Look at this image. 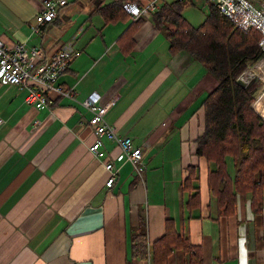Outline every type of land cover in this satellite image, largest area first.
<instances>
[{
    "label": "crops",
    "instance_id": "1",
    "mask_svg": "<svg viewBox=\"0 0 264 264\" xmlns=\"http://www.w3.org/2000/svg\"><path fill=\"white\" fill-rule=\"evenodd\" d=\"M43 1L0 0V37L8 44L52 54L71 41L76 52L45 108L25 101L27 86L0 82V264H156L154 247L168 220L198 246L201 264H264V208L254 211L239 194L236 214L218 216L208 164L196 152L204 98L217 80L189 52L171 53L155 13L105 22L98 7L110 0H69L33 33ZM183 2L184 9L208 4ZM92 92L101 104L114 102L107 120L142 147L141 173L118 157L112 139L103 137L102 154L91 150L92 112L82 100ZM110 159L119 168L112 185ZM190 164L201 168L198 207L184 190ZM144 229L146 245H135ZM181 245L165 264H190Z\"/></svg>",
    "mask_w": 264,
    "mask_h": 264
},
{
    "label": "trees",
    "instance_id": "2",
    "mask_svg": "<svg viewBox=\"0 0 264 264\" xmlns=\"http://www.w3.org/2000/svg\"><path fill=\"white\" fill-rule=\"evenodd\" d=\"M127 0H110L98 7L105 22L126 16L123 3ZM141 1V0H137ZM205 19L193 25L184 14L183 0L166 1L153 15L157 26L169 41L172 54L187 51L200 61L218 84L204 98V130L197 139V154L208 164V187L215 201L218 216L234 215L238 210V195L251 198L254 211L264 208V87L259 92L256 108L254 93L238 82L250 64L264 55L262 38L257 29L244 30L235 26L212 2ZM137 18V21L142 20ZM131 23L129 29L133 26ZM128 29V30H129ZM123 35V34H122ZM124 32V39L126 37ZM129 43L133 44V40ZM122 49L128 51L123 44ZM259 106V108H258ZM261 107V110H260ZM184 190L189 203L201 204V168L198 164L187 167ZM142 240V241H140ZM146 232L134 237L146 245ZM183 246L190 252V264H201L198 246L188 238L181 239L173 221L168 220L167 232L156 241L153 259L165 264L173 245Z\"/></svg>",
    "mask_w": 264,
    "mask_h": 264
},
{
    "label": "built area",
    "instance_id": "3",
    "mask_svg": "<svg viewBox=\"0 0 264 264\" xmlns=\"http://www.w3.org/2000/svg\"><path fill=\"white\" fill-rule=\"evenodd\" d=\"M165 2L166 0H127L123 6L130 15L139 18L156 13ZM213 3L223 15L234 22L236 27L246 31L257 29L262 35L259 43L264 49V1L213 0ZM68 4L69 0H44L42 8L35 17V22L31 24L32 32H40L43 25L53 22ZM75 54L71 41L65 42L54 53L48 54L42 46L29 49L25 42L8 44L0 37V82L27 86L28 93L25 101L38 108H45L49 104L48 94L53 89V84L69 68ZM259 60L264 61V55ZM251 69L253 68L248 67L240 75L248 83L250 78L256 76L254 71H250ZM100 99L98 92H92L82 100V103L92 112L89 123L94 129L96 141L90 146L91 150L95 154H102L103 137L112 139L121 149L118 157L124 156L141 173L146 168L142 147L135 145L132 136L121 134L115 125L109 123L106 115L114 102L101 104ZM263 114L261 113L264 117ZM2 122L0 118V124ZM105 165L111 173L107 183L112 185L119 168L112 159L107 160Z\"/></svg>",
    "mask_w": 264,
    "mask_h": 264
},
{
    "label": "rangeland",
    "instance_id": "4",
    "mask_svg": "<svg viewBox=\"0 0 264 264\" xmlns=\"http://www.w3.org/2000/svg\"><path fill=\"white\" fill-rule=\"evenodd\" d=\"M209 5L204 3L202 5L197 4H187V6L184 9V14L185 16L192 22L193 25H197L199 23H201L205 17L207 12L209 11ZM260 60H256L254 62H252L250 64V71L251 72H255L256 76H254L253 78H250V83H248V89L254 93L255 96V101L253 102V107L260 112L256 106L255 103L257 101V97L259 95V92L261 91V89L264 87V61L262 63H258ZM261 62V61H260ZM211 77H213L214 79H216V77L212 74H210ZM217 80V79H216ZM217 84H218V80H217ZM216 84V86H217ZM215 86V87H216ZM262 107V110H261ZM260 110L261 112L264 113V107L261 105ZM259 108V106H258ZM262 113V114H263ZM264 115V114H263Z\"/></svg>",
    "mask_w": 264,
    "mask_h": 264
},
{
    "label": "water",
    "instance_id": "5",
    "mask_svg": "<svg viewBox=\"0 0 264 264\" xmlns=\"http://www.w3.org/2000/svg\"><path fill=\"white\" fill-rule=\"evenodd\" d=\"M238 82L244 87H246L248 85V81L245 80L243 77H239Z\"/></svg>",
    "mask_w": 264,
    "mask_h": 264
},
{
    "label": "bare ground",
    "instance_id": "6",
    "mask_svg": "<svg viewBox=\"0 0 264 264\" xmlns=\"http://www.w3.org/2000/svg\"><path fill=\"white\" fill-rule=\"evenodd\" d=\"M261 61V62H260ZM258 63H262L263 62V60H260Z\"/></svg>",
    "mask_w": 264,
    "mask_h": 264
}]
</instances>
